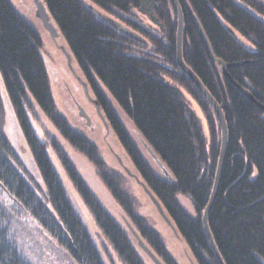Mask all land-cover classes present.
Masks as SVG:
<instances>
[{
	"label": "trees",
	"instance_id": "trees-1",
	"mask_svg": "<svg viewBox=\"0 0 264 264\" xmlns=\"http://www.w3.org/2000/svg\"><path fill=\"white\" fill-rule=\"evenodd\" d=\"M40 1L81 73L85 93L88 88L93 93L132 163L136 180L158 201L194 263L264 264V3L178 0L184 17L183 61L222 107L227 126L225 163L208 218L218 256L205 229L204 213L215 186L222 127L214 107L178 63L179 18L172 0ZM94 9L118 18L126 31ZM142 20L149 22V29ZM43 47L37 29L10 0H0V264H28L15 243L12 215L3 197L18 204L77 264H116L109 250L96 244L72 204L48 146L117 259L122 264H145L128 233L103 208L58 141L50 135L47 142L42 140L35 126L39 113L95 166L129 224L157 258L163 264H178L162 235L139 215L136 199L124 185L131 172L111 170L98 146L59 112ZM221 63L228 65V77L221 72ZM2 93L45 192L32 184L6 136ZM106 94L157 158L162 176L144 158ZM180 198L190 202L194 215Z\"/></svg>",
	"mask_w": 264,
	"mask_h": 264
},
{
	"label": "rangeland",
	"instance_id": "rangeland-1",
	"mask_svg": "<svg viewBox=\"0 0 264 264\" xmlns=\"http://www.w3.org/2000/svg\"><path fill=\"white\" fill-rule=\"evenodd\" d=\"M10 1L20 14L37 29L42 38L44 46L43 57L49 73L53 97L59 112L66 117L74 129L84 133L98 146L103 160L111 170H115L121 174L125 173V169L131 172L132 176L126 177L124 185L129 191V194L136 199L139 215L146 218L149 224L162 235L168 251H170V254L176 258L178 264H195L190 258L189 253H187L179 236L175 233L172 224L168 223L163 218L145 188L136 180V172L133 170L132 163L114 131L111 127L109 129L105 127L102 120L97 116L95 106L88 101L84 90L85 88L83 89L80 83V79L82 80L81 73L72 60L69 62L65 53L66 49L65 51L63 50V47L66 48L64 40L60 36L55 40L52 39L41 20L37 18L36 0ZM259 1L264 3V0ZM94 11L101 18L110 20L114 23L119 22L116 17L103 15L96 9H94ZM221 21L225 24L223 18H221ZM140 23L146 28H150V24L146 20H142ZM239 39L242 42L247 43L243 38L239 37ZM250 49H253V47L250 46ZM88 91L89 94L94 97L89 88ZM2 96L6 113V124L4 129L6 136L15 149L22 166L27 169L28 174L32 177V184L39 188V190H42V192H45V186L18 127L8 99L4 93H2ZM185 96L187 98L186 101H188L191 108L196 111L201 118L196 104L187 95ZM106 98L112 108L119 115L122 124L125 126L130 137L137 145L144 158L152 166L154 171L162 176V170L159 168L157 160L146 147L142 137L137 132L132 122L122 113L108 94H106ZM78 106L82 107L85 114L93 119L91 125L88 124V119H86V117L80 115ZM38 120L39 121L35 122V126L42 140L47 142L48 137L51 136L58 141L82 179L100 201L103 208L128 233L133 245L145 264H155L154 261L140 248L138 239L132 232V226L125 218L122 208L112 198L105 184L98 176L95 166L85 156L74 150L67 142H65L45 116L39 113ZM48 154L53 161L54 166L58 169L68 197L88 227L96 244L99 246L101 244L104 245L109 250L111 256H113L115 263L122 264L117 259L102 232L99 231L95 222L83 206L73 184L70 182L65 171L61 167L58 157L51 146H48ZM120 160L122 161L121 163ZM2 199L6 201L3 200L8 212L12 215L10 219V227L15 243L28 264H77L76 261L72 259V257L60 247L35 220L27 215L18 204L5 197ZM180 203L188 213L194 215V209L188 200L180 198Z\"/></svg>",
	"mask_w": 264,
	"mask_h": 264
},
{
	"label": "water",
	"instance_id": "water-1",
	"mask_svg": "<svg viewBox=\"0 0 264 264\" xmlns=\"http://www.w3.org/2000/svg\"><path fill=\"white\" fill-rule=\"evenodd\" d=\"M177 14H178V18H179V28H178V34H177V55H178V63L181 67V69L187 73L192 80L196 83V85L199 87V89L202 91V93L206 96V98L209 100V102L211 103V105L214 107L215 111L218 114V117L220 119V123H221V127H222V133H223V145H222V152H221V157H220V161H219V165H218V171H217V175H216V181H215V186H214V190H213V194L211 196L210 202L205 210L204 213V225H205V229L208 233V236L214 246V248L216 249V246L214 244L212 235L210 233L209 230V226H208V218L210 215V212L213 208V205L215 203V200L217 198V194L219 191V185H220V181H221V176H222V172H223V167H224V163H225V155H226V148H227V126H226V122H225V117L223 114V110L222 107L215 101V99L210 95V93L207 91V89L204 87V85L201 83V81L197 78V76L185 65L183 58H182V46H183V26H184V17H183V12H182V8L180 6V3L178 0H172ZM36 7H37V11H36V16L37 18H39L41 20V22L43 23L45 29L50 33L52 39H56L60 36L57 28L55 27V25L53 24V22L51 21V17L49 15V13L46 10V7L44 6V4L40 1V0H36ZM114 26H116L118 29L126 31V28L118 23H114L112 22ZM203 33V31H202ZM203 36L205 38V40L207 41L205 34L203 33ZM63 50L65 51V48L63 47ZM69 62H71V57L69 55V53L67 51H65ZM222 64V68H221V72L224 73L227 77V72H226V68L228 67V65L221 63ZM85 90H86V86ZM87 91V90H86ZM243 93L249 98L251 99L253 102H255L256 104H258L254 98L252 97V95L246 91L243 90ZM259 105V104H258ZM260 106V105H259ZM99 109V108H98ZM80 110V115L83 117H86V119L89 120V117L85 114V111L83 110V108H79ZM100 113V110H98ZM155 157V156H154ZM155 159L157 160V158L155 157ZM160 167H162L160 165ZM146 192L148 193V195L151 197V199L153 200V202L155 203L156 207L158 208V211L160 212V214L163 216V218L171 224V222L168 220L167 216L165 215L162 207L160 206V204L158 203V201L152 196L151 192L145 188ZM132 229V232L134 233V235L136 236V238L138 239V244L140 246V248L154 261L155 264H163L158 258L157 256L147 247V245L144 243V241L140 238V236L136 233V231ZM217 251V249H216ZM218 254V251H217ZM219 256V254H218Z\"/></svg>",
	"mask_w": 264,
	"mask_h": 264
},
{
	"label": "flooded vegetation",
	"instance_id": "flooded-vegetation-1",
	"mask_svg": "<svg viewBox=\"0 0 264 264\" xmlns=\"http://www.w3.org/2000/svg\"><path fill=\"white\" fill-rule=\"evenodd\" d=\"M85 94H86V97H87L88 101L90 102V104L95 106L97 116L102 120V122L104 123L105 127L107 129H109L110 128V124H109L108 120L105 118V116H104V114L102 112L101 106H100L99 102L97 101V99L95 97H92L89 93H85ZM78 107H80V106H78ZM98 110H100V113H99ZM87 121H88L89 125H91L93 123V119H91V118H89V120H87ZM121 162L122 161L120 160V163Z\"/></svg>",
	"mask_w": 264,
	"mask_h": 264
}]
</instances>
